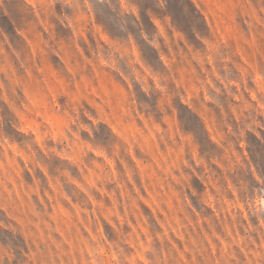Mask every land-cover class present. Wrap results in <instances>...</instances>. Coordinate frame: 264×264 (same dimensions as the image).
Returning <instances> with one entry per match:
<instances>
[{
  "label": "rangeland",
  "instance_id": "rangeland-1",
  "mask_svg": "<svg viewBox=\"0 0 264 264\" xmlns=\"http://www.w3.org/2000/svg\"><path fill=\"white\" fill-rule=\"evenodd\" d=\"M0 264H264V0H0Z\"/></svg>",
  "mask_w": 264,
  "mask_h": 264
}]
</instances>
